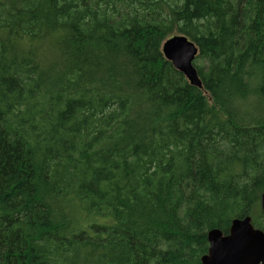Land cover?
Returning <instances> with one entry per match:
<instances>
[{
  "label": "trees",
  "instance_id": "1",
  "mask_svg": "<svg viewBox=\"0 0 264 264\" xmlns=\"http://www.w3.org/2000/svg\"><path fill=\"white\" fill-rule=\"evenodd\" d=\"M263 191L264 0H0V264H202Z\"/></svg>",
  "mask_w": 264,
  "mask_h": 264
},
{
  "label": "water",
  "instance_id": "2",
  "mask_svg": "<svg viewBox=\"0 0 264 264\" xmlns=\"http://www.w3.org/2000/svg\"><path fill=\"white\" fill-rule=\"evenodd\" d=\"M162 53L188 82L201 87L193 61L198 48L183 34H173L162 43ZM264 218V191L260 195ZM208 249L202 255V264H264V230L255 228L250 216L231 219L227 233L212 228L207 233Z\"/></svg>",
  "mask_w": 264,
  "mask_h": 264
},
{
  "label": "bare ground",
  "instance_id": "3",
  "mask_svg": "<svg viewBox=\"0 0 264 264\" xmlns=\"http://www.w3.org/2000/svg\"><path fill=\"white\" fill-rule=\"evenodd\" d=\"M180 72V71H179Z\"/></svg>",
  "mask_w": 264,
  "mask_h": 264
}]
</instances>
